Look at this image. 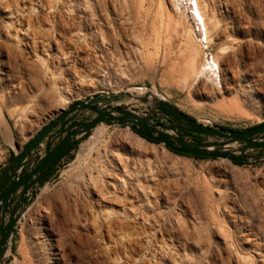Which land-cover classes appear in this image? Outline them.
Masks as SVG:
<instances>
[{"label":"rangeland","instance_id":"1","mask_svg":"<svg viewBox=\"0 0 264 264\" xmlns=\"http://www.w3.org/2000/svg\"><path fill=\"white\" fill-rule=\"evenodd\" d=\"M197 1L208 38L195 0H0V165L73 102L129 87L206 123L264 122V0ZM212 59L216 85L189 75ZM85 137L8 264H264V159L179 154L121 125Z\"/></svg>","mask_w":264,"mask_h":264},{"label":"water","instance_id":"2","mask_svg":"<svg viewBox=\"0 0 264 264\" xmlns=\"http://www.w3.org/2000/svg\"><path fill=\"white\" fill-rule=\"evenodd\" d=\"M159 92L148 87H129L92 94L63 109L23 147L17 144L14 156L0 173V264H8L15 229L29 206L61 175L67 164L58 167L37 186L46 169L73 141L87 132L89 135L99 126H128L186 155L226 158L234 162L264 159V122L244 130L206 123ZM125 102L146 104L153 111L142 112L124 105ZM184 132L203 134L205 138H191ZM26 166H29L27 170L17 176ZM28 191H32L31 196L17 211L15 206L9 209L11 195L19 192V198H22ZM8 211L10 215L6 219Z\"/></svg>","mask_w":264,"mask_h":264},{"label":"bare ground","instance_id":"3","mask_svg":"<svg viewBox=\"0 0 264 264\" xmlns=\"http://www.w3.org/2000/svg\"><path fill=\"white\" fill-rule=\"evenodd\" d=\"M174 2H176V1H174ZM173 3V2H172ZM176 5V4H175ZM207 6V5H206ZM264 7V6H263ZM171 8V7H170ZM194 10L196 11V13H197V20H199L201 23H202V26L204 27V29H205V35H206V38H208L207 37V33H208V31H207V25H206V21H205V15H204V13L202 12V10H201V8H200V6H199V3H198V1L197 0H195V7H194ZM178 13V12H177ZM73 15V14H72ZM264 15V14H263ZM71 18H72V16H71ZM200 23V24H201ZM64 33V32H63ZM48 37V36H47ZM27 43V42H26ZM47 43V42H46ZM29 45V44H28ZM46 45V44H45ZM30 46V45H29ZM32 46H36L35 44L34 45H32ZM39 46V45H38ZM49 46V45H48ZM32 48V47H31ZM38 48H40V47H38ZM49 48V47H48ZM192 52V51H191ZM32 53V52H31ZM192 55V54H191ZM191 57H193V56H191ZM190 57V58H191ZM189 58V57H188ZM211 60V59H210ZM209 60V61H210ZM5 65V64H4ZM16 68V67H15ZM220 70V65H219V62L217 61V60H214V59H212V61H210L209 63H206L205 62V64H203V66H201V67H196V64H195V62H192V64H189V69L187 70L188 71V73H189V75L195 80V81H198V80H200L202 77H204V76H206L207 77V79L210 81V82H213L214 83V81L215 80H217L219 77H220V75H219V73H218V71ZM14 74V73H13ZM17 74V73H16ZM232 74V73H231ZM207 80V81H208ZM219 80V79H218ZM11 81V80H10ZM220 81V80H219ZM217 83V82H216ZM215 84V83H214ZM218 84V83H217ZM220 84V83H219ZM216 85V84H215ZM137 89H139V88H137ZM159 94L161 95V96H164V94H162V93H160L159 92ZM0 110H2V109H0ZM2 115V114H1ZM0 115V116H1ZM3 116V115H2ZM1 116V117H2ZM3 119V118H2ZM1 119V120H2ZM5 119V118H4ZM7 121V120H6ZM8 123V122H7ZM9 130V129H8ZM11 132V131H10ZM9 133V132H8ZM11 137H12V134H11ZM10 140H11V138H10ZM90 142L91 141H85V142H83L82 144H81V146H80V149H81V147L85 144V145H87V144H90ZM80 149H79V152H78V155H77V160H79V159H82V157L80 156ZM58 197V196H57ZM122 214V213H121ZM130 214V213H129ZM132 215V214H131ZM119 221V220H118ZM117 221V222H118ZM121 222V221H120ZM119 222V223H120ZM122 223V222H121ZM120 223V224H121ZM46 228V227H45ZM126 228V227H125ZM133 236V235H132ZM135 237V236H134ZM139 241V240H138ZM138 243V242H137ZM55 252V251H54ZM58 254V253H57ZM50 259V258H49ZM55 261V263H58V261H57V259L56 260H54ZM54 263V262H53Z\"/></svg>","mask_w":264,"mask_h":264},{"label":"trees","instance_id":"4","mask_svg":"<svg viewBox=\"0 0 264 264\" xmlns=\"http://www.w3.org/2000/svg\"><path fill=\"white\" fill-rule=\"evenodd\" d=\"M76 102V101H75ZM75 102H73V103H75ZM72 103V104H73ZM46 127V125L42 128V129H40L35 135H34V137L32 138V139H34L44 128ZM226 127V126H225ZM251 127V126H250ZM247 128H249V127H246V128H234V129H241V130H244V129H247ZM89 132H87V133H85L84 135H82L80 138H78V139H76L75 141H73L69 146H68V148L64 151V153L51 165V166H49V168L47 169V171H46V173H45V176H47V175H49V174H51L53 171H55L56 169H57V167H58V162H59V160L64 156V155H66V154H69L70 152H71V150L72 149H74V148H76L77 146H78V144H79V142H80V139L83 137V136H85V135H87ZM184 134L185 135H188L189 137H191V138H202V136H201V134H199V133H193V132H184ZM141 136H143L144 138H147L148 140H150V141H153V142H158V141H155V140H152V139H150V138H148V137H146L145 135H143V134H140ZM31 139V140H32ZM30 140V141H31ZM172 150V149H171ZM175 152H177V151H175ZM177 153H179V154H184V153H180V152H177ZM14 156V153L12 154V156L11 157H13ZM190 156H194V157H198V158H212V157H202V156H195V155H190ZM71 157H74V154H71ZM236 163H239V164H242V163H248V162H236Z\"/></svg>","mask_w":264,"mask_h":264},{"label":"flooded vegetation","instance_id":"5","mask_svg":"<svg viewBox=\"0 0 264 264\" xmlns=\"http://www.w3.org/2000/svg\"><path fill=\"white\" fill-rule=\"evenodd\" d=\"M54 163V162H53ZM52 163V164H53ZM51 164V165H52ZM50 165V166H51ZM29 166H26V167H24L23 168V170L17 175V176H20V175H22L26 170H27V168H28ZM49 168V167H48ZM47 168V169H48ZM58 168V167H57ZM47 169H46V171H47ZM3 169H1L0 168V173H1V171H2ZM46 171H45V173H46ZM45 173H44V175H43V177L41 178V180L39 181V183H38V185L37 186H39L44 180H45V178L48 176H45ZM16 176V177H17ZM16 177L14 178V180L16 179ZM13 180V181H14ZM12 181V182H13ZM11 182V183H12ZM10 183V184H11ZM31 194H32V191H28V193L27 194H25L22 198H19V192H16L14 195H11V205H10V207H9V209L12 207V206H15V211H17L20 207H21V205L23 204V203H25L26 201H27V199L31 196ZM19 200V201H18ZM9 215H10V212L8 211V212H6V219L9 217Z\"/></svg>","mask_w":264,"mask_h":264},{"label":"crops","instance_id":"6","mask_svg":"<svg viewBox=\"0 0 264 264\" xmlns=\"http://www.w3.org/2000/svg\"><path fill=\"white\" fill-rule=\"evenodd\" d=\"M16 151V150H15ZM15 151H13V153H15ZM68 154L64 155L58 162V167H60L59 163L61 162V160L67 156ZM6 167V163L0 165V168L1 169H4ZM16 233H17V228L15 229V234H14V238H13V241H12V244H11V249L9 250L8 252V259L11 257V255L14 254V252L16 251V247H15V240H16Z\"/></svg>","mask_w":264,"mask_h":264}]
</instances>
